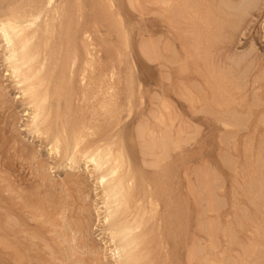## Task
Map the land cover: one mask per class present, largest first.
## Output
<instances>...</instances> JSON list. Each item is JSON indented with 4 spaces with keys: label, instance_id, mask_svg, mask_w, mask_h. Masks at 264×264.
I'll return each mask as SVG.
<instances>
[{
    "label": "rangeland",
    "instance_id": "rangeland-1",
    "mask_svg": "<svg viewBox=\"0 0 264 264\" xmlns=\"http://www.w3.org/2000/svg\"><path fill=\"white\" fill-rule=\"evenodd\" d=\"M29 1L2 0L0 12ZM57 5L60 19L47 20L54 37L44 33L45 42L43 28L34 43L45 51L51 44L42 73L51 91L72 66L66 80L73 89L62 94L66 100L62 90L53 96L50 122L39 129L29 83L24 72L16 79L0 34V264L124 263L109 229L101 171L85 155L97 141L103 153L123 156L120 173L132 172L139 194L130 200L145 205L147 258L138 264H264V0ZM96 83L113 93H99V102H112L106 107L92 102L91 91L89 102L82 96ZM62 128L70 139L88 131L76 155L55 142Z\"/></svg>",
    "mask_w": 264,
    "mask_h": 264
},
{
    "label": "bare ground",
    "instance_id": "bare-ground-1",
    "mask_svg": "<svg viewBox=\"0 0 264 264\" xmlns=\"http://www.w3.org/2000/svg\"><path fill=\"white\" fill-rule=\"evenodd\" d=\"M2 1V0H1ZM0 1V2H1ZM30 1H32V0H30ZM29 1V2H30ZM66 1V0H65ZM68 1V0H67ZM131 1V0H130ZM33 2V1H32ZM59 2V1H58ZM18 3V2H17ZM26 3H28V2H26ZM56 3H57V0H34V2L31 4L30 3V5H29V3L27 4V5H25L24 3H21V4H23V7L22 6H19V4H20V2L18 3V4H16V5H18L19 7H22V8H14L15 6H13V8L14 9H11V10H9V8H8V12H5L4 10L3 11H1L0 12V34H1V36L4 38V40H5V42H6V44H7V46H8V49L10 50V53H9V59H8V61L10 60L11 62H12V65L11 66H13V69L12 70H14V72L13 73H15V75H17L18 77L16 78V79H20L19 77H20V75L22 74V72H24V74L23 75H21L22 77L24 76L25 78H23V79H25L24 81H27L28 83H29V85L27 86V87H25L24 89H27L26 91H27V93H28V96L31 98V100H32V102L34 103V105L36 106V110L34 109V121H33V125H35V128H38L40 125H42V124H44V123H46V122H50V121H47V118L50 116V110H51V107H50V105H49V102L51 101V99L53 98V96H58L59 97V95H60V93H61V95H60V97L62 96V94L66 97V93H69V92H67V90H69V88L70 89H73V87H70V85H71V83H70V81L72 82V80L71 79H69V81H67L66 80V76L68 75H70L71 74V72L73 71V66L72 65H74L75 64V62H76V60H77V57H74V58H72V60H73V63L70 65V66H72L71 68H69V66H67L66 68L68 69H72V70H70L69 72H70V74H67V75H65V73H62V74H60L61 75V77H60V79H64L63 81H61L60 83L61 84H59V86L57 85L54 89H53V91H51V82L48 80V76L47 77H45L47 74H45V75H43L44 73V71H45V69H47L46 67H47V65H46V63H47V60H46V57L48 56V54H50V51H49V53L47 54V56L46 57H44V54H46V53H43V52H48V49H49V47H50V45H49V47L47 48V47H45V46H48V37H50L49 35H51V37H54V36H52V34H51V29L52 28H54V27H50V23L52 22V21H50V23L47 21V20H49V19H52L53 20V22H54V25H55V19H57L56 18V15L58 14L57 12L59 11V9H58V5H57V7H56ZM20 4V5H21ZM62 4V3H61ZM67 4V3H66ZM132 4V3H131ZM24 5H25V7H24ZM64 4H62L61 6H63ZM130 5V4H129ZM66 6V5H65ZM65 6H63V7H65ZM10 7V6H9ZM59 7H60V5H59ZM62 7V8H63ZM11 8V7H10ZM111 8V7H110ZM133 8V7H132ZM60 9H61V7H60ZM62 10V9H61ZM65 11V13L63 12H61V13H59V14H61L62 15V17L63 18H61L62 20L64 19V16H65V14H66V9H64ZM60 12V11H59ZM57 13V14H56ZM51 15L53 16V18H51ZM59 17H61V16H59ZM65 18H66V16H65ZM60 18H58L57 20H56V23H57V21L59 20ZM40 22H43V24H42V28H41V24H40ZM47 23V24H45L46 25V27H45V25H44V23ZM64 23V22H63ZM235 23V22H234ZM50 24V25H49ZM53 24V23H52ZM61 24H62V22H61ZM54 25H52V26H54ZM58 25H60V23L58 22ZM60 27H61V25H60ZM59 27V28H60ZM63 27V26H62ZM43 28H46V29H44L45 30V32H40V30H42ZM44 30H42V31H44ZM55 30V29H54ZM173 30V29H172ZM60 31H63V30H60ZM42 33L43 34V37L44 38H46L47 36L46 35H44V33H46V34H48V37L45 39V42L47 41V45L45 44V45H43L45 42H43V44L41 43V46L43 47H45L46 48V51L45 50H40V48L41 47H39V45L37 44L38 42H35L34 43V40L36 39V37L38 36L37 34L38 33ZM59 32V31H58ZM39 33V34H40ZM53 33V32H52ZM54 34V33H53ZM46 36V37H45ZM41 37H42V35H41ZM40 37V35H39V38L41 39L40 40V42H42V41H44V39L43 38H41ZM61 37V36H60ZM64 37H65V35H64ZM66 38V37H65ZM43 39V40H42ZM50 39V38H49ZM37 40V39H36ZM35 40V41H36ZM52 40H55V39H52L51 38V42L50 43H52ZM58 41H59V39H58ZM62 41V40H61ZM63 44V43H62ZM61 44V45H62ZM56 46V45H55ZM43 47V48H44ZM54 49H57V48H54ZM59 49V48H58ZM68 51V50H67ZM53 52H55V54H56V51H53ZM61 52V49L59 50V52L58 53H60ZM58 53H57V55H58ZM52 54H54V53H52ZM66 55H68V53H65ZM43 57H42V56ZM56 55V56H57ZM66 55H64L65 56V60H67V57H66ZM76 55V54H75ZM75 55H73V56H75ZM50 56H52L53 57V55H50ZM77 56V55H76ZM43 58V59H39V58ZM57 57H59V56H57ZM39 60H41V61H39ZM55 61H56V59H55ZM61 61V60H60ZM68 61V63H69V59L67 60ZM59 62V61H58ZM58 62H57V64H58ZM62 62V61H61ZM60 62V63H61ZM48 63H49V59H48ZM47 63V64H48ZM60 63L58 64V65H60ZM62 64V63H61ZM65 64H67V63H65ZM62 66V65H61ZM64 66V65H63ZM65 67L62 69V72H65V71H63L64 69H66ZM232 68V67H231ZM57 69V68H56ZM56 69H54V70H56ZM68 69V70H69ZM235 69V68H234ZM51 71H52V69H51ZM246 72V71H245ZM43 73V74H42ZM45 73H47V72H45ZM52 73H54L53 71H52ZM60 73H61V68H60ZM68 73V72H67ZM73 74L72 75H74V71L72 72ZM57 74H58V72H57ZM49 75V74H48ZM51 75V74H50ZM72 75H70L69 77H67V78H73V76ZM53 76H54V74H53ZM21 77V78H22ZM57 77H58V79H59V76L57 75ZM164 77V76H163ZM50 79V78H49ZM54 81L55 80H53V83H54ZM59 81V80H58ZM57 81V82H58ZM64 81H65V84H62V83H64ZM110 81V80H109ZM26 82V83H27ZM255 82V81H254ZM73 83V82H72ZM82 83V82H81ZM80 83V84H81ZM58 84V83H57ZM97 84L98 83H96V85H95V87L96 88H98L99 89V87H100V92H96V93H94V91H98V89H96L94 86H91L92 87V89H93V87H94V90H93V92H92V89H91V87H88L87 86V88H89L90 90H88L87 88V90L89 91H87V92H82V96H84V97H86L85 95H87V97H86V99H88V96H90V91H91V94L93 95V97L92 96H90V99H92V102L95 100L96 102H98V103H101L100 104V106L102 107V106H107V104H111L112 102H107V100L106 101H104V104H105V102L107 103L106 105H104L103 103H102V99H101V96L103 95H100L101 93H103L104 92V87H101V86H99V84H98V86H97ZM19 85H20V83H19ZM81 85H83L84 86V88H85V85L82 83ZM55 86V85H54ZM53 86V87H54ZM71 86H73V85H71ZM63 88H65L66 90V92L64 91V89ZM84 88H82V87H79V89H78V92H79V90L80 91H82V90H84L85 91V89ZM104 90H103V89ZM264 88V87H263ZM102 89V90H101ZM108 89H110V88H107L106 90H108ZM217 89V88H216ZM62 90V91H61ZM115 90V89H114ZM102 91V92H101ZM111 91V90H110ZM110 91H105L104 93V95H106V94H108L109 96H110V94H113V93H111ZM65 92V93H64ZM72 92H73V90L72 91H70V93H71V95H72ZM77 92V93H78ZM108 92V93H107ZM113 92V91H112ZM216 92V91H215ZM26 93V94H27ZM86 93H88V94H86ZM100 93V94H99ZM110 93V94H109ZM224 93V92H223ZM54 94V95H53ZM71 95H70V97H68L69 98V100L71 99ZM100 95V96H99ZM64 96H62V97H64ZM99 96V98L101 99L100 100V102H99V100H98V97ZM109 96H106L105 98H109ZM222 96H223V94H222ZM28 97V98H29ZM57 97V98H58ZM64 97V99L66 100V98ZM79 97H81L80 95H79ZM78 97V98H79ZM104 97V96H103ZM111 97V96H110ZM112 97H114V95H112ZM169 97V96H168ZM77 98V97H76ZM97 98V99H96ZM217 98V97H216ZM85 99V98H84ZM84 99H81V100H83V101H85ZM90 99H88V102L90 101ZM113 102H114V100L112 99V98H110ZM220 99V98H219ZM78 100V99H77ZM98 100V101H97ZM59 101V99H57V102ZM66 102V101H65ZM95 102V103H96ZM97 105V104H96ZM95 105V106H96ZM100 107V108H101ZM94 108H92V110H93ZM96 109H98V105H97V108ZM105 109V108H104ZM95 111V110H94ZM174 111V110H173ZM51 112H52V110H51ZM168 112H170V111H168ZM85 113V112H84ZM88 113V112H87ZM96 114L97 112L95 111V112H93V114ZM256 113V112H255ZM76 114V113H75ZM92 115V114H91ZM91 115H90V117H91ZM83 116V115H82ZM86 116V115H85ZM98 116V115H97ZM90 117H88V118H90ZM99 118V117H98ZM97 118V119H98ZM81 119V118H80ZM87 119V118H86ZM86 119H84V120H86ZM95 119V118H94ZM96 119V120H97ZM48 120H49V118H48ZM95 120V121H96ZM88 121H89V119H88ZM91 121V120H90ZM94 121V120H93ZM99 121V120H98ZM80 123H81V121H79ZM79 122H77V123H79ZM86 123H88L87 122V120H86V122H85V124ZM84 124V123H83ZM83 124H81V125H83ZM90 124V123H89ZM88 124V125H89ZM93 124H94V122H93ZM99 124V123H98ZM75 125H77V126H79V128L78 129H80L81 127H83L85 130H86V126L85 125H83V126H81V125H78V124H75ZM94 125H96V123L94 124ZM173 125V124H172ZM72 126V125H71ZM180 126V125H179ZM89 126H87V130L88 131H90L91 129L90 128H88ZM91 127V126H90ZM92 128V127H91ZM39 129V128H38ZM50 129H51V127H50ZM60 129V128H59ZM73 129V128H72ZM84 129H82V130H80L79 132H77L78 134H76L75 135V132L76 131H78V130H75L74 131V129H73V131H74V135L72 136V139H70L71 137L68 135V132H66V130L64 129V128H62L61 130V132L60 131H58V132H56V134L54 135V140H55V142L58 144L59 142H61V143H63V145H65V148H66V151H70V154L72 153V155H76L77 153H79L80 152V150L79 149H81V147L80 146H82V143L85 141V138H86V136L88 135V131H85ZM52 130V129H51ZM93 130L94 129H92V132H93ZM84 131L87 133H85L86 134V136H84ZM49 132V131H48ZM91 132V133H92ZM183 132V131H182ZM90 133V132H89ZM149 133V132H148ZM66 136V138H65V136ZM92 136V135H91ZM90 136V137H91ZM89 137V136H88ZM89 139V138H88ZM150 139V138H149ZM154 140V139H153ZM85 142H87V141H85ZM98 142V141H97ZM96 142V144L97 145H92V146H94V147H96L97 146V148H96V150H95V152H91V151H89L90 149L88 148V149H86L85 150V155L86 156H88V159L91 161V162H93V164L95 165V167H96V169H98V171L101 173V177H100V179H101V181H100V183L102 184V186L103 187H105V194H106V196H107V207H106V210H107V221H108V224H109V229L111 230V235L113 236V240H117V245H116V247H117V254H118V256H119V258H121V259H123V261H124V263L123 264H138V263H141L143 260H145V262H146V258H147V255H145V254H143L146 250L145 249H143V248H141V246L144 244V238H145V234H144V232L145 231H142L143 232V234H144V236L143 235H140V233H139V231L141 232V230L143 229H145V228H143L145 225H146V223L148 222H145L144 221V216L143 215H145L146 214V212L145 213H142V211H144L145 210V205H144V210H141V208H140V204H141V202H136L138 205H135L136 203L133 201V203L134 204H132V203H130V202H132L130 199H133L132 197H134V196H136V195H134V194H137L138 196H139V194H138V192L136 193H133V188L135 187V186H133V182H134V180L132 179V177H131V174H132V172H131V174L130 173H128V172H125V173H127V174H130V175H128L129 176V178H128V176H127V174H126V176H124V174H122V173H120V172H122L121 170H123L122 168L124 167L123 166V163H121V161L123 162V156L121 157V155L119 156V155H114V153H115V151H114V153L111 151V150H108V151H111V152H108L107 154L106 153H103L102 152V150H101V148H102V146H101V143L99 144V143H97ZM60 144V143H59ZM85 144V143H84ZM95 144V143H94ZM98 144L100 145V147L98 146ZM54 145V144H53ZM62 146V145H61ZM57 147V149H59V146H56ZM109 147H111L110 145H109ZM90 148H91V146H90ZM108 148V147H107ZM121 148H122V146H121ZM91 149H93V148H91ZM109 149V148H108ZM82 150V149H81ZM121 150V149H120ZM119 153H120V151H119ZM123 152H121L120 154H122ZM158 154V153H157ZM71 155V156H72ZM117 156V157H116ZM142 156V155H141ZM72 157H74V156H72ZM72 157H71V160H72ZM75 158V157H74ZM122 158V159H121ZM159 158V157H158ZM119 159H121L120 161H119ZM73 161V160H72ZM128 161V160H127ZM119 162V163H118ZM162 164V163H161ZM122 165V166H121ZM125 165V164H124ZM125 168V167H124ZM131 167H129L127 170H129V172H130V169ZM139 169V168H138ZM125 170V169H124ZM123 170V171H124ZM133 171V170H132ZM148 172V171H147ZM124 173V172H123ZM139 173H141V172H139ZM121 175V176H120ZM123 175V176H122ZM138 175V174H137ZM136 175V176H137ZM153 175V174H152ZM134 176V175H133ZM131 177V178H130ZM139 179V178H138ZM132 180H133V182H132ZM136 180V179H135ZM137 181V180H136ZM141 181H144V178H142L141 177ZM158 182V181H157ZM159 183V182H158ZM157 183V184H158ZM74 184V183H73ZM142 184V183H141ZM145 184V183H144ZM148 184H150V183H148ZM134 185H136L137 186V183L136 184H134ZM141 186H143V185H141ZM160 187H162V185L160 186ZM135 188H137V187H135ZM134 188V189H135ZM167 188V187H166ZM141 189H143V187H141ZM157 189V188H156ZM153 190V189H152ZM152 190H151V192H152ZM158 190H159V188H158ZM156 191V190H155ZM149 192V191H148ZM148 192H144L145 193V195H147L148 194ZM154 192V191H153ZM152 192V193H153ZM157 192V191H156ZM152 193L150 194L151 196H153L152 195ZM158 193V192H157ZM140 194H142V193H140ZM159 194V193H158ZM138 196H136V197H138ZM144 196V195H143ZM163 196V195H162ZM217 196V195H216ZM32 197V196H31ZM30 197V198H31ZM49 197V196H48ZM135 197V198H136ZM149 197V196H148ZM22 198V197H21ZM151 198V197H150ZM149 198V199H150ZM156 198V197H155ZM137 199V198H136ZM140 199H143L142 197L140 198ZM39 200V199H38ZM151 200V199H150ZM161 200V199H160ZM159 200V201H160ZM22 201V200H21ZM43 201V200H42ZM138 201H140V200H138ZM155 201H157V200H155ZM158 201V202H159ZM163 201V200H162ZM37 202V201H36ZM5 203H7V202H5ZM25 203V202H24ZM148 203H150V202H148ZM166 203V202H165ZM41 204V203H40ZM132 204V205H131ZM160 204V203H159ZM28 205V204H27ZM49 205V204H48ZM153 205V204H152ZM163 205V204H162ZM24 206V205H23ZM36 206V205H35ZM130 206H134L133 207V209L135 210V208H136V210L138 209L137 207L139 206V209L137 210V213L136 212H134V211H132V207L130 208ZM31 207H32V205H31ZM39 207V206H38ZM41 207V206H40ZM142 207V206H141ZM29 208V207H28ZM149 208V207H148ZM39 209V208H38ZM147 209V208H146ZM171 209V208H170ZM25 210V209H24ZM135 210V211H136ZM150 210V209H149ZM148 210V211H149ZM29 211V210H28ZM32 211V210H31ZM35 211V210H34ZM38 211V210H37ZM141 211V212H140ZM165 211V210H164ZM36 212V211H35ZM46 212V211H45ZM152 212V211H151ZM38 213V212H37ZM52 213V212H51ZM143 214V215H142ZM6 215V214H5ZM45 215V214H44ZM49 215V214H48ZM147 215H149V212H148V214ZM165 215V214H164ZM38 216H40V215H38ZM146 216V215H145ZM165 217V216H164ZM246 218V217H245ZM55 220V219H54ZM146 220V219H145ZM147 220H148V218H147ZM199 220V219H198ZM13 221V220H12ZM38 221V220H37ZM9 222H11V221H9ZM162 222V221H161ZM12 223V222H11ZM10 223V224H11ZM3 224V223H2ZM1 224V225H2ZM4 226V225H3ZM6 228H8V227H6ZM12 229H14V228H12ZM16 230V229H15ZM10 231V230H9ZM2 232H3V230H2ZM141 232V233H142ZM217 232V231H216ZM162 233V232H161ZM160 233V234H161ZM14 234H15V232H14ZM63 235V234H62ZM162 235V234H161ZM18 236V235H17ZM26 236V235H25ZM19 237V236H18ZM60 237V236H59ZM146 237H148V236H146ZM37 239V238H36ZM35 239V240H36ZM147 239V238H146ZM16 240V239H15ZM35 242V241H34ZM146 242V241H145ZM4 243H6V241H4ZM214 243V242H213ZM7 244V243H6ZM9 244V243H8ZM7 244V245H8ZM16 244V243H15ZM18 244V243H17ZM19 244H21V243H19ZM32 244V243H31ZM30 244V245H31ZM65 244V243H64ZM55 245V244H54ZM145 245V244H144ZM146 245H147V243H146ZM14 246V245H13ZM18 246V245H17ZM47 246H48V244H47ZM4 248V247H3ZM8 249V248H7ZM10 249V248H9ZM15 249H16V247H15ZM18 249H19V247H18ZM141 249H142V252H141ZM194 249V248H193ZM17 250V249H16ZM25 250V249H24ZM144 250V251H143ZM5 251H7V250H5ZM13 251V250H12ZM189 251V250H188ZM24 252V251H23ZM33 253V252H32ZM151 253V252H150ZM20 254V253H19ZM27 254V253H26ZM188 254V253H187ZM15 255V254H14ZM23 255V254H22ZM71 255V254H70ZM20 256V255H19ZM18 256V257H19ZM18 257H16V258H18ZM20 258H22V257H20ZM44 258V257H43ZM53 259V258H52ZM13 260H15V259H13ZM17 261V260H16ZM19 261V260H18ZM25 261H26V258H25ZM36 261V260H35ZM23 262V261H22ZM27 262V261H26ZM29 262V261H28ZM33 262H34V260H33ZM31 263V262H30ZM19 264H20V262H19ZM25 264V263H24ZM37 264V263H36ZM55 264V263H54ZM119 264H120V262H119Z\"/></svg>",
    "mask_w": 264,
    "mask_h": 264
}]
</instances>
